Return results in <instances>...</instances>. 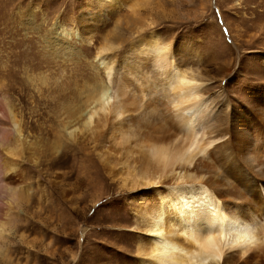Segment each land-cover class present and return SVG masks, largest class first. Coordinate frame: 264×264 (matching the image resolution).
Segmentation results:
<instances>
[{
	"label": "bare ground",
	"instance_id": "bare-ground-1",
	"mask_svg": "<svg viewBox=\"0 0 264 264\" xmlns=\"http://www.w3.org/2000/svg\"><path fill=\"white\" fill-rule=\"evenodd\" d=\"M97 1L108 9L125 2ZM141 5L124 6L137 13ZM119 28L116 21L96 53L93 68L101 67L106 82L95 72L77 102L69 101L66 74L49 84L48 97L42 86L34 92L23 81L0 91V238L21 227V214L35 211L40 189L29 191L26 177L39 178L54 163L70 166L71 156L86 161V143L98 140L92 150L111 180L147 191L133 203L138 264H264V89L242 113L222 86L212 91L197 61L156 32L133 40L118 57L109 37ZM72 30L82 42L92 40L83 27ZM48 42L53 58L67 60V45L51 36ZM29 103L34 114H26ZM26 123L28 133L44 137L27 140ZM105 126L109 136L100 142ZM54 177L65 194L68 174Z\"/></svg>",
	"mask_w": 264,
	"mask_h": 264
},
{
	"label": "rangeland",
	"instance_id": "rangeland-1",
	"mask_svg": "<svg viewBox=\"0 0 264 264\" xmlns=\"http://www.w3.org/2000/svg\"><path fill=\"white\" fill-rule=\"evenodd\" d=\"M133 1L141 2L125 0L124 5ZM143 1L146 6L133 13L124 5L108 9L97 0H0V91L9 85L17 88L16 81H23L34 92L42 86L48 97L49 84L59 83L66 74L69 101L77 102L83 96L82 84L91 82L95 72L97 80L106 82L101 67L93 66L98 63L96 53L105 34L119 21L120 28L109 37L118 57L138 37L156 32L189 61H197L199 70L210 78L212 91L222 86L232 107L247 112L264 89V0ZM73 25L92 35L89 44L80 40ZM50 36L70 48L67 60L50 54ZM32 106L27 105L26 114ZM45 111L52 113L48 106ZM150 119L158 121L159 115ZM28 123L24 126L27 140L44 137L39 132L28 133ZM104 128L100 142L109 136L108 127ZM94 143L100 145L98 140L86 143V161L77 163L71 156L70 166L58 162L44 166L39 178L26 177L29 191L40 189L32 203L35 211L20 215L17 231L14 225L3 232L0 264H138L137 234L130 230L133 203L138 196H147V191L129 190L118 179L111 180L92 150ZM57 173L68 174L63 179L68 189L65 194L54 177Z\"/></svg>",
	"mask_w": 264,
	"mask_h": 264
}]
</instances>
